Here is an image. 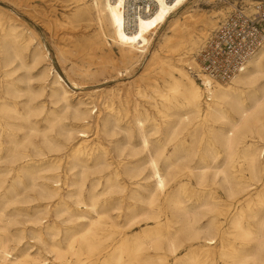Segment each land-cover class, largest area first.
<instances>
[{
    "label": "bare ground",
    "instance_id": "bare-ground-1",
    "mask_svg": "<svg viewBox=\"0 0 264 264\" xmlns=\"http://www.w3.org/2000/svg\"><path fill=\"white\" fill-rule=\"evenodd\" d=\"M76 1L84 17L112 33L124 60L137 61L187 0H152L149 14L132 17L127 0ZM198 22L211 25L208 18L170 25L172 35L162 45L170 80L166 91L155 88L153 95H145L152 113H141L136 102L133 118L123 126L109 101L102 107L81 101L86 107L74 109L72 118L80 122L74 127L64 123L67 110L46 111L34 93L20 86L23 78L13 77L19 69L12 68L16 60L36 68L49 52L39 46L31 50V39L18 24L0 20V264H49L40 258L41 251L53 252L63 264H70L68 253L81 251L89 257L111 251L86 264H169V255L172 264H200L201 258L213 264L215 251L226 264H264V42L228 84L200 74L203 90L189 75V69L202 72L197 57V67L187 63L185 69L180 52L197 48L202 37ZM96 42L100 46V34ZM50 76L51 96L59 87L67 93L63 77L51 68L36 75L43 81ZM90 128L98 142L88 139ZM56 129L58 137L52 135ZM100 132L108 137L106 143ZM65 148L63 167L49 154ZM40 201L55 203L51 218L73 224L64 236L66 247L56 241L50 224L33 231L41 241L38 252L19 247L22 231L12 233L11 225L22 218L37 224L51 219L48 204L33 211L19 207ZM142 221L152 224L121 234ZM104 229L120 233L116 246L103 245L99 236ZM229 236L236 242H227ZM180 251L186 252L179 256Z\"/></svg>",
    "mask_w": 264,
    "mask_h": 264
},
{
    "label": "rangeland",
    "instance_id": "rangeland-1",
    "mask_svg": "<svg viewBox=\"0 0 264 264\" xmlns=\"http://www.w3.org/2000/svg\"><path fill=\"white\" fill-rule=\"evenodd\" d=\"M88 1V0H84ZM256 0H187L175 12L171 13L169 21L162 25L149 48L143 52L137 61H127L122 58L121 46L117 44L112 36V33L100 26L99 22L92 18L84 17L78 9L76 0H29L30 5L27 6V1L23 0H0V20L6 25L9 21L19 25L27 38L31 39L30 49L39 46L42 50H47L50 57L36 68L20 66V61L16 60L12 68L18 66L19 69L13 75L14 78L22 77L24 81L19 82L20 86L27 91H31L36 96V102L43 103L45 110L56 109L61 112L65 109L67 118L64 123L69 126L78 127L80 122L74 121L72 114L75 108H85L86 104H80L84 101L87 106L91 107L95 103L102 107L104 100L109 101L115 111H119L121 116V124L126 125L135 114V103L137 102L138 109L141 113L146 111L152 113L151 107L147 103L146 94L153 95V89L164 91L167 87V82L170 76L167 72L168 62L165 57L166 53L162 51L164 40L172 35L170 25L174 22L184 23L187 20L198 21L208 18L211 20V25L203 27L201 22L195 24L196 30L201 34V40L197 48L189 50H180L184 56L183 66L187 69L188 64L196 68V63L193 57L197 55L204 39L215 29L219 22L231 13L236 7H252ZM90 3V1H88ZM192 17V19H191ZM194 18V19H193ZM181 20V21H180ZM1 33V30H0ZM101 35V44L97 46V36ZM109 43V45H108ZM31 49V50H32ZM12 51V49H11ZM27 63L30 62L29 52L24 51ZM154 54V55H153ZM157 55V56H155ZM154 57H158V62L153 63ZM174 61V60H172ZM171 61V62H172ZM194 61V62H193ZM44 67L51 68V71L58 73L63 77L64 86L67 90L65 93L59 86V93L51 96V76L47 81H43L36 77L38 71ZM27 68V69H26ZM29 68V69H28ZM188 72V71H187ZM201 86L202 81L196 79L189 73ZM215 79V78H214ZM218 80V79H216ZM222 84H228L230 81H221ZM67 83V84H66ZM76 83V86L75 84ZM28 87H27V86ZM68 85V86H67ZM204 90V86H202ZM166 91V90H165ZM139 92V93H138ZM142 94V95H141ZM206 95V94H205ZM68 107V108H67ZM145 107V108H144ZM95 108L94 110H96ZM93 116H96L93 115ZM41 125L44 124L42 117ZM156 123L163 127V120L156 116ZM146 123L147 129L151 130V125ZM58 129L52 133L58 137ZM95 133V134H94ZM94 134V135H93ZM93 135V136H92ZM158 135H151V140L159 138ZM99 137L103 139L105 136L102 132ZM121 139H125V134L120 133ZM64 139V136H59ZM38 136L36 140H40ZM88 139L90 142H98V136L94 128L89 129ZM108 137H105L103 142L106 143ZM74 140L72 143H74ZM205 141V140H203ZM135 143L139 146V139L135 137ZM67 148L62 152L49 154L51 160H61L65 167V154ZM63 186V185H62ZM66 187H62V193L65 194ZM48 204L50 218L54 211V202L40 201L30 204L20 205L24 210H34V206L39 205L40 209ZM32 208V209H31ZM13 207L9 208L12 210ZM29 209V210H28ZM32 210V211H33ZM31 211V212H32ZM47 220V221H46ZM121 218L119 219V221ZM122 221V220H121ZM47 224L54 226L53 232L56 236V241H62L66 247L64 236L68 229L73 226L71 223L62 222L53 218L44 219L42 224L35 223L32 219L22 218L20 223L10 226L12 233L22 231L23 239L19 247H29V251L36 253L37 248L41 246L34 235V230L43 227ZM142 224V225H141ZM147 224H152L142 221L131 229L122 230L121 234H131L141 231ZM109 230H101L99 238L105 246L112 247L117 245L121 239L119 232L111 233ZM110 232V235L109 233ZM44 233V232H43ZM109 236H108V235ZM48 237V236H46ZM229 238V239H228ZM233 237H227V242H236ZM12 246L14 243H11ZM115 245V246H116ZM40 252V251H39ZM111 251H96L94 257H89L87 251H81L78 256L68 253L70 264H86L95 258H104ZM186 251H180L179 256ZM12 254H17V250H12ZM149 253L155 254L154 251ZM40 258H47L49 264H63L64 262L55 259L53 252L41 251ZM173 256L168 257V263L172 264ZM200 264H204L203 258L200 259ZM205 262H207L205 260ZM213 264H226L221 258L220 251L213 253Z\"/></svg>",
    "mask_w": 264,
    "mask_h": 264
},
{
    "label": "built area",
    "instance_id": "built-area-1",
    "mask_svg": "<svg viewBox=\"0 0 264 264\" xmlns=\"http://www.w3.org/2000/svg\"><path fill=\"white\" fill-rule=\"evenodd\" d=\"M131 17L149 14L152 0H127ZM264 42V0H256L252 7H236L219 22L205 40L196 55L202 72L191 73L200 79V74L228 81L244 69L250 56Z\"/></svg>",
    "mask_w": 264,
    "mask_h": 264
}]
</instances>
